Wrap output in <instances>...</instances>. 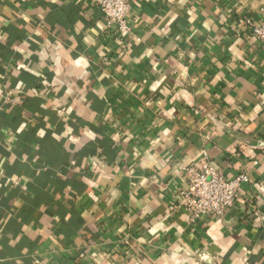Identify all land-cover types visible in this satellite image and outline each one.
I'll use <instances>...</instances> for the list:
<instances>
[{
  "label": "crops",
  "instance_id": "1",
  "mask_svg": "<svg viewBox=\"0 0 264 264\" xmlns=\"http://www.w3.org/2000/svg\"><path fill=\"white\" fill-rule=\"evenodd\" d=\"M264 0H0V264H264ZM207 158L222 218L168 212Z\"/></svg>",
  "mask_w": 264,
  "mask_h": 264
},
{
  "label": "built area",
  "instance_id": "2",
  "mask_svg": "<svg viewBox=\"0 0 264 264\" xmlns=\"http://www.w3.org/2000/svg\"><path fill=\"white\" fill-rule=\"evenodd\" d=\"M100 9L107 27L117 26L123 33L130 32L126 20L133 0H88ZM260 20L253 22L249 18L244 23L250 28L251 36L264 41V7L260 8ZM2 106H0V112ZM187 186L180 190L179 201L169 206L168 212L182 210L189 222H195L202 216L222 218L239 200L238 191L249 177L242 171L234 177H226L205 158L200 167L185 168Z\"/></svg>",
  "mask_w": 264,
  "mask_h": 264
}]
</instances>
